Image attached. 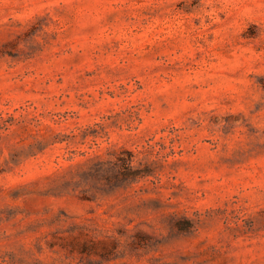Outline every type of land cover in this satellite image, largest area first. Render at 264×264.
Wrapping results in <instances>:
<instances>
[{
    "label": "rangeland",
    "instance_id": "374dc122",
    "mask_svg": "<svg viewBox=\"0 0 264 264\" xmlns=\"http://www.w3.org/2000/svg\"><path fill=\"white\" fill-rule=\"evenodd\" d=\"M0 264H264V0H0Z\"/></svg>",
    "mask_w": 264,
    "mask_h": 264
}]
</instances>
